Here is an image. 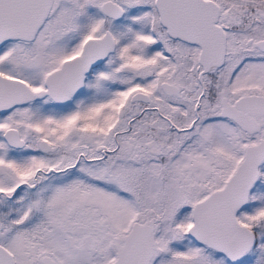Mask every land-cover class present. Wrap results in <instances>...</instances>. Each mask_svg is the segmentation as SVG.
I'll return each instance as SVG.
<instances>
[{
  "label": "snow or ice",
  "instance_id": "obj_1",
  "mask_svg": "<svg viewBox=\"0 0 264 264\" xmlns=\"http://www.w3.org/2000/svg\"><path fill=\"white\" fill-rule=\"evenodd\" d=\"M0 264H264V0H0Z\"/></svg>",
  "mask_w": 264,
  "mask_h": 264
}]
</instances>
